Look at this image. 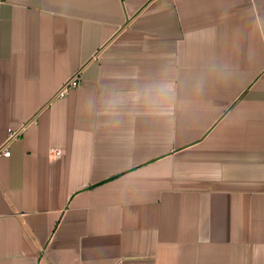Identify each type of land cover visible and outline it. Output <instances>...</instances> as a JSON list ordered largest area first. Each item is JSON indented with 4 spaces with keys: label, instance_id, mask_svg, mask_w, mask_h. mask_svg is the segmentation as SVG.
I'll return each mask as SVG.
<instances>
[{
    "label": "crops",
    "instance_id": "obj_1",
    "mask_svg": "<svg viewBox=\"0 0 264 264\" xmlns=\"http://www.w3.org/2000/svg\"><path fill=\"white\" fill-rule=\"evenodd\" d=\"M14 131L0 264H264V0H0Z\"/></svg>",
    "mask_w": 264,
    "mask_h": 264
},
{
    "label": "built area",
    "instance_id": "obj_2",
    "mask_svg": "<svg viewBox=\"0 0 264 264\" xmlns=\"http://www.w3.org/2000/svg\"><path fill=\"white\" fill-rule=\"evenodd\" d=\"M79 85V79L77 76L73 77L72 79H70L63 87L62 89L59 91V93L57 94L58 97H62L67 95V93L72 90V89H76ZM23 131H14L13 133H11L9 139L7 140L6 143H4L3 145H0V159L1 158H9L11 157V144L12 141H14L16 138L20 137V135L22 134ZM53 157L57 158L60 157L62 152L59 150H55L52 151Z\"/></svg>",
    "mask_w": 264,
    "mask_h": 264
},
{
    "label": "clouds",
    "instance_id": "obj_3",
    "mask_svg": "<svg viewBox=\"0 0 264 264\" xmlns=\"http://www.w3.org/2000/svg\"><path fill=\"white\" fill-rule=\"evenodd\" d=\"M171 91V86L168 84L160 83L147 86L142 94V98L146 102H150L152 97L166 96ZM141 97L138 96V99Z\"/></svg>",
    "mask_w": 264,
    "mask_h": 264
}]
</instances>
